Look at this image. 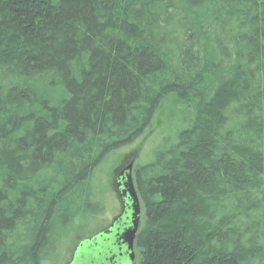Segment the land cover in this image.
<instances>
[{
	"label": "trees",
	"instance_id": "obj_1",
	"mask_svg": "<svg viewBox=\"0 0 264 264\" xmlns=\"http://www.w3.org/2000/svg\"><path fill=\"white\" fill-rule=\"evenodd\" d=\"M167 98L187 128L135 169L139 264H264V0H0V264L101 213L94 167Z\"/></svg>",
	"mask_w": 264,
	"mask_h": 264
},
{
	"label": "rangeland",
	"instance_id": "obj_2",
	"mask_svg": "<svg viewBox=\"0 0 264 264\" xmlns=\"http://www.w3.org/2000/svg\"><path fill=\"white\" fill-rule=\"evenodd\" d=\"M183 107L167 98L160 104L143 134L134 142L112 151L94 167L86 183L91 203L103 207L96 216L78 213L57 236L53 248L42 264H69L78 243L103 231L119 212L118 202L113 195V174L123 164L133 163V170L153 160L154 152L165 142L172 144L176 135L187 128L184 123ZM169 146V145H166ZM88 250L87 246H84ZM138 257V251L136 250ZM84 253L79 249L78 256Z\"/></svg>",
	"mask_w": 264,
	"mask_h": 264
},
{
	"label": "water",
	"instance_id": "obj_3",
	"mask_svg": "<svg viewBox=\"0 0 264 264\" xmlns=\"http://www.w3.org/2000/svg\"><path fill=\"white\" fill-rule=\"evenodd\" d=\"M131 165L126 167L121 175L123 179L120 185L121 195L125 201L126 211L128 213V226L122 231L117 232L119 240L125 247L129 260L132 261L133 245L135 242L136 233L139 228V218L141 215L140 203L138 194L134 189L131 181ZM115 234V233H114ZM114 234L102 233L94 236L92 239H87L78 244L76 247L70 264H105L111 262L108 257L111 256V243L114 242ZM88 247V250L83 248ZM79 249L84 253L78 256Z\"/></svg>",
	"mask_w": 264,
	"mask_h": 264
},
{
	"label": "flooded vegetation",
	"instance_id": "obj_4",
	"mask_svg": "<svg viewBox=\"0 0 264 264\" xmlns=\"http://www.w3.org/2000/svg\"><path fill=\"white\" fill-rule=\"evenodd\" d=\"M129 165H131V172H130V176H131V181L132 184L134 186V189L136 191V187H135V182H134V170L132 168L133 163L129 162L125 165H121L119 167L118 170H116L113 174V179H112V187H113V195L115 197V199L118 202V206H119V212L116 216H114L110 223L108 224V226L101 231L100 233H98L96 236L101 235L102 233H109L111 231V233H115L114 234V242L111 243V256L108 257V259L111 261L110 263L107 262L105 264H139L140 263V254L138 252V257L136 256V248L135 245H133V257H132V261L129 260V257L127 255L126 249L125 247L122 245V243L119 240V236L117 234V232L119 231H123L127 226H128V222H129V218H128V213L126 211L127 207H125V201L121 195V191H120V185L122 182V178L121 175L124 171V169L126 167H128ZM142 215H140L139 218V228L141 226V222H142ZM138 228V230H139ZM138 232V231H137ZM94 238L91 237L90 239ZM135 244V243H134ZM138 251V250H137Z\"/></svg>",
	"mask_w": 264,
	"mask_h": 264
}]
</instances>
